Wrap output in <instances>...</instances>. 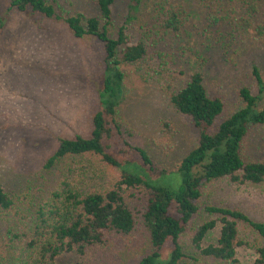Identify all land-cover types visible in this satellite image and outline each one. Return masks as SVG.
Instances as JSON below:
<instances>
[{"label": "trees", "instance_id": "trees-1", "mask_svg": "<svg viewBox=\"0 0 264 264\" xmlns=\"http://www.w3.org/2000/svg\"><path fill=\"white\" fill-rule=\"evenodd\" d=\"M8 1L19 12L32 10L56 18L50 0ZM157 1L153 23L136 43L124 28L117 39L112 37L116 0H97L98 16L86 18L79 13L65 19L76 38L93 37L104 44L106 68L88 135L61 139L44 168L52 170L69 159L92 164L70 168L68 172L76 173L72 181L64 179L53 204H44L34 214L19 208L0 186V214L6 217L0 264H58L64 254H76L82 258L79 264H109L129 245L144 241L149 252L137 264H202L195 253L210 261L205 264H238V249L243 247L256 251L253 264H264V222L255 221L243 210L209 205L205 210L210 219L191 227L201 211L200 202L216 183L264 187V160L245 151L250 131L264 127L263 74L253 70L258 92L241 88L242 106L224 117L226 104L222 98L208 95L202 72L192 73L187 85L178 88L184 72L174 68L177 57L167 49L160 50L170 39H193L200 32L212 45L224 47L233 61L237 48L264 44V23L256 20L263 0H204L195 31L187 23L190 14L185 5ZM139 2L134 0L133 9ZM5 25L2 17L0 35ZM124 63L148 66L146 74L198 132L197 146L174 170L154 164L148 152L136 144L138 132L120 115ZM173 172L182 177L177 190L156 181V176L168 177ZM97 178L107 179L105 185H91ZM218 225L217 243L205 245V238ZM187 234L195 253L185 249Z\"/></svg>", "mask_w": 264, "mask_h": 264}, {"label": "rangeland", "instance_id": "rangeland-1", "mask_svg": "<svg viewBox=\"0 0 264 264\" xmlns=\"http://www.w3.org/2000/svg\"><path fill=\"white\" fill-rule=\"evenodd\" d=\"M203 1L170 0V4L186 6L190 14L187 23L195 31ZM157 2L140 0L133 9L134 0H116L112 5V37L117 39L124 28L133 43L141 40L144 30L153 23ZM50 3L56 12L53 19L32 10L19 12L11 7L10 1L0 0V20L6 18L0 35V186L19 208L30 214L44 204H53L61 182L68 177L72 181L73 174L76 175L74 170L68 172L70 168L92 164L89 160L69 159L52 170L44 168L61 139L88 135L99 107L98 88L106 68L104 44L93 37L76 38L65 23V19L79 13L86 18L98 16L97 0H50ZM256 20L264 23V0ZM166 43L160 50H168V54L177 57L174 68L184 72L178 88L187 85L192 73L201 71L208 95L224 100V117L242 106L241 88L251 87L253 93L258 92L253 70L257 68L264 77L263 43L237 48L239 52L233 61L224 47L212 45L200 32L193 39H170ZM147 68L142 64L122 65L125 81L119 112L138 132L136 144L148 152L158 168L171 171L197 146L198 132L192 120L179 113L146 74ZM245 151L256 160H264V127L250 131ZM76 164L79 166L75 167ZM155 178L174 190L182 183L177 172ZM106 181L97 178L91 185H105ZM200 205L201 211L192 219L191 227L210 219L205 210L209 205L239 208L255 221L264 222V187H238L220 181ZM5 229L6 217L0 214V240ZM219 232L220 225L209 232L204 244H216ZM146 242L129 245L109 264H137L149 252ZM184 243L187 252L195 253L190 234L184 237ZM170 247L169 242L167 252ZM195 256L198 263L210 262L196 253ZM257 257L254 249H238V264H253ZM80 262L82 258L76 254H64L57 263Z\"/></svg>", "mask_w": 264, "mask_h": 264}]
</instances>
